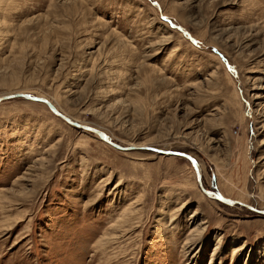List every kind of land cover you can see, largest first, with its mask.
<instances>
[{
	"label": "rangeland",
	"instance_id": "rangeland-1",
	"mask_svg": "<svg viewBox=\"0 0 264 264\" xmlns=\"http://www.w3.org/2000/svg\"><path fill=\"white\" fill-rule=\"evenodd\" d=\"M193 156L264 211V0H0V97ZM139 146V147H140ZM0 264H264V214L181 157L0 102Z\"/></svg>",
	"mask_w": 264,
	"mask_h": 264
},
{
	"label": "water",
	"instance_id": "water-1",
	"mask_svg": "<svg viewBox=\"0 0 264 264\" xmlns=\"http://www.w3.org/2000/svg\"><path fill=\"white\" fill-rule=\"evenodd\" d=\"M17 97H22V98H25L27 100H32V101L42 102V103L47 104L55 114L61 116L68 123L73 124L74 126H76L78 128H82V129L88 130L90 132L96 133L99 136L100 139L104 140L105 142H107L108 144L112 145L113 147L118 148L119 150L130 151V150H134V149H142V150L152 151V152H155V153H158V154H161V155H169V156H176V157L185 158L189 162H191V165L194 167V169H195V171L197 173L198 180L200 182V187H201L202 191L206 194V196H209L212 199L218 200V201H220V202H222L224 204L230 205V206H234V205L238 204V205L247 207L250 210L256 211V212H258L260 214H264V211L256 210L252 206L244 204V203H241V202L236 201V200L225 199V198L221 197L219 194H217L216 192L204 188L203 184L201 183V175L198 172V163H197L196 159L194 157H192L190 154H186V153H182V152H175V151H170V150H162V149L151 148V147H122V146H119V145L115 144L114 142H112L109 139V137L104 132H102V131H100L98 129L92 128L90 126H85V125L78 124L76 122H72L66 116H64L61 113H59L56 110V108L53 106V104L50 101H48V100H46L44 98L32 97L29 94H13V95L5 96V97H0V102L3 101V100L17 98Z\"/></svg>",
	"mask_w": 264,
	"mask_h": 264
},
{
	"label": "bare ground",
	"instance_id": "bare-ground-1",
	"mask_svg": "<svg viewBox=\"0 0 264 264\" xmlns=\"http://www.w3.org/2000/svg\"><path fill=\"white\" fill-rule=\"evenodd\" d=\"M45 104V103H44ZM59 111V110H58ZM60 113V112H59ZM57 115V114H56ZM58 117H60V118H62L61 116H59V115H57ZM65 116V115H64ZM68 118V117H67ZM63 119V118H62ZM68 119H70V118H68ZM64 120V119H63ZM71 120V119H70ZM72 122H75L74 120H71ZM71 125H73V124H71ZM74 126V125H73ZM96 134V133H95ZM97 135V134H96ZM98 136V135H97ZM99 137V136H98ZM102 140V139H101ZM104 141V140H103ZM105 142V141H104ZM107 143V142H106ZM108 144V143H107ZM110 145V144H109ZM112 146V145H111ZM140 146V145H139ZM139 146H135V147H139ZM134 147V146H133ZM141 147V146H140ZM145 147H147V146H145ZM115 148V147H114ZM161 149V148H160ZM122 151V150H121ZM172 151V150H171ZM166 156H169V155H166ZM193 157V156H192ZM191 163V162H190ZM198 163V162H197ZM194 168V167H193ZM195 170V169H194ZM198 172H199V174L201 175V183L203 184V187L204 188H206L205 187V185H204V183H203V177H202V172H201V170H200V166H199V164H198ZM195 173H196V171H195ZM196 177H197V173H196ZM197 182H198V185H199V188H200V190L202 191V189H201V187H200V182H199V180H198V177H197ZM207 189V188H206ZM202 193L206 196V194L202 191ZM206 197H208V198H211V197H209V196H206ZM212 199V198H211ZM236 201H238V200H236ZM239 202H241V203H244V202H242V201H239ZM239 206V205H238Z\"/></svg>",
	"mask_w": 264,
	"mask_h": 264
}]
</instances>
